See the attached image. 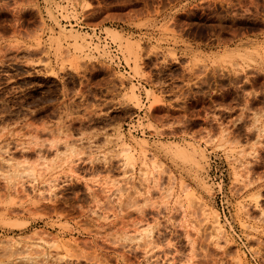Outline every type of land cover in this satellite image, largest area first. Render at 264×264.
<instances>
[{"label": "rangeland", "instance_id": "rangeland-1", "mask_svg": "<svg viewBox=\"0 0 264 264\" xmlns=\"http://www.w3.org/2000/svg\"><path fill=\"white\" fill-rule=\"evenodd\" d=\"M0 264H264V0H0Z\"/></svg>", "mask_w": 264, "mask_h": 264}, {"label": "bare ground", "instance_id": "bare-ground-1", "mask_svg": "<svg viewBox=\"0 0 264 264\" xmlns=\"http://www.w3.org/2000/svg\"><path fill=\"white\" fill-rule=\"evenodd\" d=\"M112 35L115 37V38H117V39H119L120 38V36L121 35H119V33H117V32H115V31H112ZM122 42V41H121ZM125 46L128 48V46L125 44ZM124 153H125V155H126V157H127V161H128V164L129 165H131L132 164V162H133V158H132V153H131V148H130V146H126V147H124L123 148V150H122ZM47 170V169H46ZM51 182H53V181H51ZM51 182H49L48 183V181H47V186H48V188H49V190H51V188L53 187V184H51ZM217 214H215V216H216ZM214 216V217H215ZM104 217V216H103ZM106 217H104V219H105ZM216 218V217H215ZM103 219V218H102ZM107 219V218H106ZM215 221H217V220H215ZM217 228V227H216ZM215 228V229H216ZM140 229V228H139ZM147 229V228H146ZM146 229H140L139 231H137L138 233L136 234V236L137 235H139V237L138 238H140V239H142V238H145V237H147V236H149L148 238L149 239H151L150 238V234L151 233H148L149 231H146ZM136 230V229H135ZM134 230V231H135ZM223 232V231H222ZM149 234V235H148ZM139 240V239H138ZM147 240V239H146ZM153 240V239H152ZM149 241V240H148ZM144 242H147V241H145L144 240ZM148 243V242H147ZM150 243H152L151 241H150ZM39 247V246H38Z\"/></svg>", "mask_w": 264, "mask_h": 264}, {"label": "built area", "instance_id": "built-area-1", "mask_svg": "<svg viewBox=\"0 0 264 264\" xmlns=\"http://www.w3.org/2000/svg\"><path fill=\"white\" fill-rule=\"evenodd\" d=\"M73 22V21H72ZM73 25H76V23H73ZM79 26V25H78ZM84 28L85 26H80ZM87 29V28H85ZM107 48L110 50V54L113 57L110 61L111 63L116 66L117 68H126V64L123 60V57L121 53L118 50V47L115 43H113L111 40L107 39ZM132 132H134L133 129H131ZM137 132V131H135Z\"/></svg>", "mask_w": 264, "mask_h": 264}, {"label": "crops", "instance_id": "crops-1", "mask_svg": "<svg viewBox=\"0 0 264 264\" xmlns=\"http://www.w3.org/2000/svg\"><path fill=\"white\" fill-rule=\"evenodd\" d=\"M196 47H197V48H202L203 46H201V45L197 46V45H196ZM223 103L226 105V102H223ZM227 106H229V101L227 102Z\"/></svg>", "mask_w": 264, "mask_h": 264}]
</instances>
